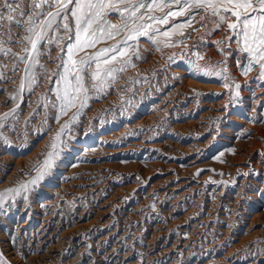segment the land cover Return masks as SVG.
Here are the masks:
<instances>
[{
    "label": "rangeland",
    "instance_id": "obj_1",
    "mask_svg": "<svg viewBox=\"0 0 264 264\" xmlns=\"http://www.w3.org/2000/svg\"><path fill=\"white\" fill-rule=\"evenodd\" d=\"M3 3L0 0V11L6 17ZM14 6L13 22L5 19L0 26V117L10 114L0 121V193L35 177L33 165L44 159L53 143L63 151L39 187L19 196L8 193L0 210V264H264V141L260 146L255 143L256 131H264V79L259 78V65L242 74L248 54L239 50L236 37L227 39L231 35L227 25L218 29L211 22L215 17L191 9L155 25L161 32L169 31L194 15L183 36L151 33L156 43L140 36L128 41L130 47L121 57L120 41L125 39L121 33L80 52L77 60L118 45L117 52L108 54L116 56L109 66L123 71L99 91L86 72V106L78 103L64 115L56 93L62 89L58 81L61 58H67L68 34L54 25L38 42L37 56L25 39L32 35L26 30L28 17L19 13L55 9L47 4L33 9L31 0H16ZM108 19L120 23L115 13ZM166 42L175 46H165ZM190 62L201 69L199 74L193 73ZM206 69L212 74L204 75ZM235 84L240 85L239 99L233 98ZM213 99L223 100L220 114H211L200 127L188 124L183 108L205 110L204 103ZM66 123L69 126L61 132ZM226 127L234 129L233 137L225 133ZM166 138L181 145L167 143ZM238 156H246L242 167L237 166ZM255 185L257 194L251 196ZM206 209H212L213 218L198 225ZM218 253L227 257L212 258Z\"/></svg>",
    "mask_w": 264,
    "mask_h": 264
},
{
    "label": "snow or ice",
    "instance_id": "obj_2",
    "mask_svg": "<svg viewBox=\"0 0 264 264\" xmlns=\"http://www.w3.org/2000/svg\"><path fill=\"white\" fill-rule=\"evenodd\" d=\"M46 4L50 8H54L55 11L28 14L22 10L19 15L28 17L26 30L34 35L35 39L32 38V35L25 39L31 44V52L36 53L37 56L39 55L37 51L38 42L44 39L48 31L53 30L54 25H56V31L62 27L68 34L67 38L70 42L66 45L67 58H61L63 71L59 74L58 81L62 84V89L56 93L60 100L59 112L61 114L66 115L67 111L77 107L78 103L81 108L86 106L89 99L88 88L84 82L86 72L90 73L94 82L93 87L99 91L108 79H115L114 74L117 71H123L122 67L117 69L109 66L116 60V56L108 58V54L117 52L118 45L101 49L77 60L75 57L80 52L94 48L96 44L104 40L114 39L121 33L125 34V39L120 41L123 47L119 49L118 54L121 57L126 55V51L130 47L128 41L135 40L140 36L147 37L153 43H156V39L151 33L169 38L175 34L183 36L182 30L192 26L191 21L195 18L194 15L189 18L186 24H176L169 31L161 32L155 25L167 24L169 17L174 19L177 16L187 15L191 9L201 10L207 17H215L211 22L217 28L226 24L227 30L231 32L227 39L231 40L232 37H236L239 50L248 54V62L244 66L242 74L247 75L252 70L253 65H259V78L264 79V0H31L33 9H42ZM14 5H16V0H4L3 9L8 12V15L5 17L4 11H0V26L5 19L9 24L13 22L16 13ZM173 8L177 10L172 11ZM166 9L169 11H165ZM155 12H161L163 15H154ZM112 13L119 17V24H113L109 21L108 17ZM38 15H44L46 19L37 22L36 17ZM70 19L74 24L69 22ZM15 22L18 26L20 25L18 19ZM37 28L40 29L39 32L36 31ZM165 46H175V44L166 42ZM25 51L29 50L25 49ZM193 54L197 55V59H203L197 53ZM30 58L35 63V57ZM20 59L23 60L24 57H20ZM127 62L125 61V63ZM190 64L193 73L199 74L201 69L194 62H190ZM93 65H95L94 68ZM27 72L28 69H26ZM203 73L204 75H211L212 71L206 69L203 70ZM216 75L220 76V73H216ZM32 79L34 81V77ZM97 81L99 83H96ZM23 84L22 81L21 88H23ZM224 86L228 87L227 84ZM239 89L240 85L235 84L234 99H239ZM8 115L10 114L6 113L4 117H0V121L6 119ZM68 126L67 123L63 125L61 132ZM59 137L60 133L55 139L59 141ZM60 143L67 147L66 142L61 141ZM51 148V151L43 154L44 159L42 161H37L33 165L32 170L37 173L35 177L27 183H21L16 188L7 189L6 192L0 193V210L4 208L8 193H13L15 196L28 193L39 187L40 182L46 176L51 175L56 161L63 151L58 143H53ZM23 198L27 200L28 196L25 195Z\"/></svg>",
    "mask_w": 264,
    "mask_h": 264
},
{
    "label": "bare ground",
    "instance_id": "obj_3",
    "mask_svg": "<svg viewBox=\"0 0 264 264\" xmlns=\"http://www.w3.org/2000/svg\"><path fill=\"white\" fill-rule=\"evenodd\" d=\"M54 10V9H53ZM202 17V16H201ZM212 18H214V17H212ZM22 21V20H21ZM21 24V23H20ZM194 24V23H193ZM225 26V25H224ZM2 27V26H1ZM201 27V26H200ZM213 27V26H212ZM212 27H211V29H212ZM16 28H17V26H16ZM20 28V27H19ZM204 28V27H203ZM226 28V27H225ZM21 29V28H20ZM216 29V28H215ZM219 29V28H218ZM18 30V29H17ZM205 30V29H204ZM207 30V29H206ZM14 31V30H13ZM222 32V31H221ZM218 34V33H217ZM6 37V36H5ZM221 37V36H220ZM214 38H216V37H214ZM224 38V37H223ZM197 39V38H196ZM202 39V38H201ZM220 40V39H219ZM144 43V42H143ZM235 44V43H234ZM226 45V44H225ZM184 48V47H183ZM192 48V47H191ZM207 49V48H206ZM237 49V48H236ZM173 50H175V49H173ZM173 52V51H172ZM183 52V51H182ZM187 52V51H186ZM155 53V52H154ZM180 53V52H179ZM184 54V53H183ZM187 54V53H186ZM240 54V53H239ZM154 56V55H153ZM237 57V56H236ZM157 58V57H156ZM188 58V57H187ZM243 59V58H242ZM155 60V59H154ZM150 61V60H149ZM215 61H217V60H215ZM157 62H158V60H157ZM238 63V62H237ZM146 65V64H145ZM149 65V64H148ZM144 66V65H143ZM150 67V66H149ZM155 67V66H154ZM5 68V67H4ZM18 69V68H17ZM235 69V68H234ZM176 70V69H175ZM142 71V70H141ZM152 71V70H151ZM177 71V70H176ZM145 72H147V71H145ZM178 72V71H177ZM166 73V72H165ZM192 73V72H191ZM167 74V73H166ZM188 74V73H187ZM156 76H158V75H156ZM153 78V77H152ZM169 78V77H168ZM183 78V77H182ZM8 81V80H7ZM153 81V80H152ZM249 81V80H248ZM156 82H158V81H156ZM178 82V81H177ZM244 82V81H243ZM154 84V83H153ZM252 84V83H251ZM174 85V84H173ZM184 86V85H183ZM178 87V86H177ZM176 88V87H175ZM178 88H180V87H178ZM223 88V87H222ZM226 90V89H225ZM169 92V91H168ZM181 92V91H180ZM247 92V91H246ZM40 93V92H39ZM115 93V92H114ZM243 93V92H242ZM142 94V93H141ZM144 94V93H143ZM228 94V93H227ZM23 95V94H22ZM31 95V94H30ZM160 96V95H159ZM25 97H27V96H25ZM146 97V96H145ZM149 97V96H148ZM156 97V96H155ZM174 97V96H173ZM256 97V96H255ZM144 99V98H143ZM150 100V99H149ZM163 100V99H162ZM226 100V99H225ZM249 100V99H248ZM33 101H34V99H33ZM38 101V100H37ZM247 101V100H246ZM245 102V101H244ZM256 102V101H255ZM36 103V102H35ZM223 100L222 99H213V100H210V101H207L206 103H204V106L205 107H207L205 110H198L197 108H195V107H192V106H189L188 108H183V110L186 112V115L188 116V124H194V125H196V126H201V123H204L205 121H206V119L207 118H209V117H211V114H214V115H216V114H220V111H221V107H223ZM233 103V102H232ZM246 103V102H245ZM171 105V104H170ZM234 105V104H233ZM173 106V105H172ZM4 107V106H3ZM26 108V107H25ZM154 108V107H153ZM152 108V109H153ZM22 109V108H21ZM182 109V108H181ZM2 110V109H1ZM252 110V109H251ZM23 111V110H22ZM101 112V111H100ZM247 113V112H246ZM256 114V113H255ZM259 114V113H258ZM150 115V114H149ZM153 115V114H152ZM151 115V116H152ZM180 115V114H179ZM146 116V115H145ZM178 116V115H177ZM26 117V116H25ZM157 120V119H156ZM161 121V120H160ZM227 121V120H226ZM115 122V121H114ZM164 122V121H163ZM212 122V121H211ZM24 123V122H23ZM25 124V123H24ZM94 124V123H93ZM168 124V123H167ZM177 125H178V123H177ZM202 125H204V124H202ZM257 125V124H256ZM144 126V125H143ZM173 126V125H172ZM23 127V126H22ZM141 127V126H140ZM149 127V126H148ZM211 127V126H210ZM94 129V128H93ZM192 129V128H191ZM88 130V129H87ZM244 130V129H243ZM209 131V130H208ZM223 131V130H222ZM224 131H225V133L227 132V133H230L231 135H230V137H233L234 136V129L233 128H228V127H226V128H224ZM141 132V131H140ZM151 132V131H150ZM166 132V131H165ZM186 132V131H185ZM155 133V132H154ZM196 133V132H195ZM221 133H223V132H221ZM224 133V134H225ZM241 133H242V131H241ZM227 135V134H226ZM255 135L257 136V138H256V141H255V143H256V145L257 146H260L261 144H263V142L262 141H264V140H260L261 138H263L264 139V131H261V132H259V131H256V133H255ZM215 136V135H214ZM228 136V135H227ZM255 136V137H256ZM107 137V136H106ZM130 137V136H129ZM141 137V136H140ZM203 137V136H202ZM236 137V136H235ZM251 137V136H250ZM115 138V137H114ZM125 138V137H124ZM237 138V137H236ZM107 139V138H106ZM142 139V138H141ZM167 139V138H166ZM182 141H185V140H182ZM136 143H137V141H135ZM141 141H139L138 143H140ZM165 142V141H164ZM166 142L167 143H175V144H177V145H181L180 144V142L181 141H176V139H167L166 140ZM186 142H188V141H185L184 143H186ZM236 142V141H235ZM127 143V142H126ZM136 143H134V144H136ZM137 143V144H138ZM141 143H143V141L141 142ZM189 143V142H188ZM198 143V142H197ZM197 143L195 144V145H197ZM233 143V142H232ZM192 144V143H191ZM194 144V143H193ZM138 145H140V144H138ZM147 145H148V143H147ZM199 145H202V144H199ZM119 146V145H118ZM152 146H153V144H152ZM163 146H165V145H163ZM189 146V145H188ZM191 146V145H190ZM255 146V145H254ZM256 146V147H257ZM134 147V146H133ZM155 147V146H154ZM253 147V146H252ZM168 148V147H167ZM182 148V147H181ZM244 148V147H243ZM127 149V148H126ZM191 149V148H190ZM254 149V148H253ZM256 149V148H255ZM123 150V149H122ZM241 150V149H240ZM240 150H239V152H240ZM245 150V149H244ZM247 150V149H246ZM245 150V151H246ZM153 151V150H152ZM129 153V152H128ZM246 153V152H245ZM244 152L242 153V154H245ZM253 153V152H252ZM251 153V154H252ZM241 154V155H242ZM251 154H250V156H251ZM232 156V155H231ZM249 156V155H248ZM247 158H249V157H247ZM261 158V157H260ZM246 159V156H238V158H237V161L238 162H236L238 165V167H242L243 165H242V161L243 160H245ZM254 159V158H253ZM250 160V159H249ZM247 162H248V160H247ZM251 162V161H250ZM257 162V163H256ZM246 163V162H245ZM252 163V162H251ZM255 163H256V165L257 164H259L258 163V161H256L255 160ZM254 164V163H253ZM237 168V167H236ZM235 168V169H236ZM244 168V167H243ZM242 168V169H243ZM173 169V168H172ZM248 169H251L250 167L248 168ZM261 169V168H260ZM169 170V169H168ZM110 171V170H109ZM243 171V170H242ZM249 171V170H248ZM232 173V172H231ZM247 173V172H246ZM131 174V173H130ZM263 176V175H262ZM89 177V176H88ZM171 178V177H170ZM169 178V179H170ZM94 179V178H93ZM172 179V178H171ZM205 179V178H204ZM244 179V178H243ZM254 180V179H253ZM164 181H165V179H164ZM171 181V180H170ZM246 181H248V180H246ZM252 181V180H251ZM116 182V181H115ZM185 182V181H184ZM245 182V181H244ZM164 183V182H163ZM176 183V182H175ZM260 183V182H259ZM165 184H167V183H165ZM252 184V183H251ZM135 185V184H134ZM171 185H172V183H171ZM178 185V184H177ZM177 185H174L173 187H177ZM182 185H184V184H182ZM181 184L180 185H178V186H182ZM263 184H261V186H262ZM132 186V185H131ZM130 186V187H131ZM219 186V185H218ZM243 186H244V184H243ZM256 186H258V185H255L254 187H252V190H251V196H255L256 194H257V192H256V188H258V187H256ZM264 186V185H263ZM262 186V187H263ZM123 187V186H122ZM169 187V186H168ZM199 187V186H198ZM197 187V188H198ZM191 188V187H190ZM196 188V187H195ZM243 188H245V187H243ZM251 188V187H250ZM121 189V188H120ZM178 189V188H177ZM181 189V188H180ZM129 190V189H128ZM171 190H172V188H171ZM230 190V189H229ZM260 190V189H259ZM263 190V189H262ZM104 191V190H103ZM167 191V190H166ZM186 191V190H185ZM185 191H183V192H185ZM187 191H189V190H187ZM191 191V190H190ZM195 191H196V189H195ZM212 191V190H211ZM238 191H239V189H238ZM243 191V190H242ZM250 191V190H249ZM198 192H199V190H198ZM215 192V191H214ZM221 192V191H220ZM171 193V192H170ZM194 193V192H193ZM239 193V192H238ZM237 193V194H238ZM119 194V193H118ZM136 194V193H135ZM142 194V193H141ZM154 194V193H153ZM160 194V193H159ZM240 194V193H239ZM238 194V195H239ZM245 194H247V193H245ZM185 195V194H184ZM237 195V196H238ZM241 195V194H240ZM248 195V194H247ZM67 196V195H66ZM235 196V195H234ZM234 196H232V197H234ZM62 197H64V196H62ZM124 197V196H123ZM182 197H183V195H182ZM205 197V196H204ZM239 197V196H238ZM238 197L235 199V203L236 202H238ZM258 197V196H257ZM167 198V197H166ZM178 198V197H177ZM205 198H207V197H205ZM247 198V197H246ZM259 198V197H258ZM145 199V198H144ZM152 199V198H151ZM172 199V198H171ZM182 199V198H181ZM180 199V200H181ZM228 199V198H227ZM233 199V198H232ZM240 199H241V197H240ZM243 199V198H242ZM245 199V198H244ZM197 200V199H196ZM200 200V199H199ZM216 200V199H215ZM247 200V199H246ZM149 201V200H148ZM178 201V200H177ZM200 201H203L202 199L200 200ZM232 201H234V200H232ZM44 202V201H43ZM141 202H143V201H141ZM167 202V201H166ZM174 202H175V200H174ZM240 202V201H239ZM99 203V202H98ZM109 203V202H108ZM202 203V202H201ZM228 203V202H227ZM26 204V203H25ZM121 204V203H120ZM178 204V203H177ZM213 204V203H212ZM212 204H208V205H212ZM221 204V203H220ZM226 204V203H225ZM230 204V203H229ZM228 204V205H229ZM54 205V204H53ZM171 205V204H170ZM236 205V204H235ZM204 206V205H203ZM214 206V205H213ZM217 206V205H216ZM188 207V206H187ZM219 207V206H218ZM245 207H246V205H245ZM121 208V207H120ZM173 208H175V207H173ZM172 208V209H173ZM180 208V207H179ZM216 208V207H215ZM215 208H213V209H215ZM231 208V207H230ZM255 208V207H254ZM139 209V208H138ZM178 209V208H177ZM194 209V208H193ZM197 209V208H196ZM210 209V208H209ZM209 209H206L205 211H206V216H200L199 218H200V220H199V222H198V225H201L202 223H205V222H208L209 220H211L212 218H213V214L210 216V213H212L211 212V210H209ZM217 209V208H216ZM219 209V208H218ZM242 209V208H241ZM61 210V209H60ZM78 210V209H77ZM198 210V209H197ZM244 210V209H243ZM167 211V210H166ZM201 211V210H200ZM199 211V212H200ZM214 211V210H213ZM223 211V210H222ZM221 211V212H222ZM242 211V210H241ZM53 212V211H52ZM123 212V211H122ZM125 212V211H124ZM217 212V211H216ZM62 213V212H61ZM134 213V212H133ZM217 214V213H216ZM54 215V214H53ZM57 215V214H56ZM100 215V214H99ZM160 215V214H159ZM203 215V214H202ZM249 215H250V213H249ZM72 216V215H71ZM185 216V215H184ZM225 216V215H224ZM254 216V215H253ZM256 216V215H255ZM58 217V216H57ZM68 217V216H67ZM181 217V216H180ZM187 217V216H186ZM221 217V216H220ZM252 217V216H251ZM197 218V217H196ZM254 218V217H253ZM96 219V218H95ZM164 219V218H163ZM167 219V218H166ZM176 219V218H175ZM184 219V218H183ZM223 219V218H222ZM177 220V219H176ZM237 220V219H236ZM246 220V219H245ZM250 221V223L252 222H254L255 220H253V219H250L249 220ZM197 222V221H196ZM178 223V222H177ZM239 223V222H238ZM249 223V222H248ZM249 223V224H250ZM186 224V223H185ZM190 224V223H189ZM197 224V223H196ZM195 224V225H196ZM247 224V223H246ZM72 225V224H71ZM163 225V224H162ZM191 225V224H190ZM208 225V224H207ZM243 225V224H242ZM129 226V225H128ZM159 226H160V224H159ZM158 226V227H159ZM182 226V225H181ZM197 226V225H196ZM51 227V226H50ZM131 227V226H130ZM157 227V226H156ZM162 227V226H161ZM165 227V226H164ZM193 227V226H192ZM195 227V226H194ZM205 227V226H204ZM232 227V226H231ZM244 227V226H243ZM251 227V226H250ZM264 227V226H263ZM30 228V227H29ZM35 229V228H34ZM158 229V228H157ZM161 229V228H160ZM163 229V228H162ZM166 229H167V227H166ZM205 229V228H204ZM240 229V228H239ZM248 229V228H247ZM33 230V229H32ZM70 230V229H69ZM154 230V229H153ZM165 230V229H164ZM188 230V229H187ZM201 230V229H200ZM236 230V229H235ZM156 231V230H155ZM154 231V232H155ZM168 231V230H167ZM194 231V230H193ZM197 231V230H196ZM210 231V230H209ZM164 233V232H163ZM162 233V234H163ZM202 233V232H201ZM208 233V232H207ZM65 235V234H64ZM152 235H153V233H152ZM211 235V234H210ZM225 235V234H224ZM241 235V234H240ZM155 236H159V235H155ZM207 236V235H206ZM245 236V235H244ZM244 236H243V238H244ZM77 237V236H76ZM142 237V236H141ZM208 237V236H207ZM219 237V236H218ZM234 237V236H233ZM156 238V237H155ZM193 238V237H192ZM242 238V240L244 241V239ZM153 239V238H152ZM219 239H221V238H219ZM223 239V238H222ZM246 239V238H245ZM105 240V239H104ZM135 240V239H134ZM155 240V239H154ZM236 240H238V239H236ZM156 241V240H155ZM166 241V240H165ZM182 241V240H181ZM241 241V240H240ZM99 242V241H98ZM152 242V241H151ZM175 242V241H174ZM213 242V241H212ZM216 242V241H215ZM153 243H154V241H153ZM186 243H187V241H186ZM203 243V242H202ZM219 243L220 242H218V245H219ZM249 243V242H248ZM189 244V243H188ZM194 244V243H193ZM196 244H198V243H196ZM221 244V243H220ZM233 244V243H232ZM239 244V247H240V243H238ZM4 245V244H3ZM83 245V244H82ZM168 245V244H167ZM175 246V245H174ZM188 246V245H187ZM220 246V245H219ZM233 246H235V245H233ZM185 247H186V245H185ZM189 247V246H188ZM207 247H209V246H207ZM237 247V246H236ZM192 248V247H191ZM212 248H214V247H212ZM220 248V247H219ZM209 249V248H208ZM234 249H237V248H235L234 247ZM243 249V248H242ZM7 250V249H6ZM153 250V249H152ZM216 250V249H215ZM229 250H232V249H229ZM210 251V250H209ZM220 251V250H219ZM247 251V250H246ZM14 252V251H13ZM165 252V251H164ZM163 252V253H164ZM208 252V251H207ZM206 252V253H207ZM231 252V251H230ZM194 253V252H193ZM9 254V253H8ZM13 254V253H12ZM225 254H227V253H225ZM225 254H222V253H218V254H216V255H213V257L212 258H214V259H221V258H223V255H224V257L226 256L227 257V255H225ZM19 255V254H18ZM144 255V254H143ZM195 255V254H194ZM203 255H205V254H203ZM252 255V254H251ZM210 257V256H209ZM240 257V256H239ZM206 259V258H205ZM204 259V260H205ZM94 260V259H93ZM152 260V259H151ZM63 261V260H62ZM61 261V262H62ZM67 261V260H66ZM87 261V260H86ZM148 261V260H147ZM209 261H211V260H209ZM220 261V260H219ZM206 262V261H205ZM122 263V262H121ZM203 264H205V263H203ZM208 264V263H207Z\"/></svg>",
    "mask_w": 264,
    "mask_h": 264
}]
</instances>
